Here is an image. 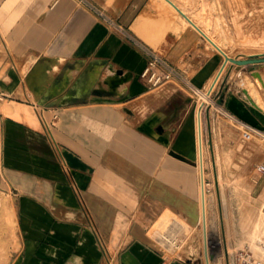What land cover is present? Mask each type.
<instances>
[{
	"label": "crops",
	"instance_id": "obj_1",
	"mask_svg": "<svg viewBox=\"0 0 264 264\" xmlns=\"http://www.w3.org/2000/svg\"><path fill=\"white\" fill-rule=\"evenodd\" d=\"M170 7L0 0V185L14 194L18 234L11 264H197L166 255L160 237L191 230L197 240L201 93L194 88L208 87L223 58ZM142 43L174 67L172 79L151 86L141 77ZM256 66L264 77V62ZM241 90L234 80L221 107L263 127ZM212 116L207 110L202 123L205 180ZM216 127L225 134V124ZM233 134L242 137L240 125ZM63 148L88 168L69 166Z\"/></svg>",
	"mask_w": 264,
	"mask_h": 264
},
{
	"label": "rangeland",
	"instance_id": "obj_2",
	"mask_svg": "<svg viewBox=\"0 0 264 264\" xmlns=\"http://www.w3.org/2000/svg\"><path fill=\"white\" fill-rule=\"evenodd\" d=\"M175 1L188 14L200 20V23L206 22L205 24L212 26L215 40L222 43L227 54L237 56L242 53L264 52V42L261 40L264 37V0ZM243 37L250 41L242 40ZM221 54L223 59L219 69L208 87L197 97V114L199 110H203L205 127V113L207 110L213 113L210 141L214 142V149L210 156L211 162L209 159L206 186L210 187L207 192L210 198L212 229L217 234L216 239L222 237V243L212 249L218 251L216 264H228V254L225 251L227 247L230 252L247 248L259 259H264V173H260L256 168L259 162L264 161V149L258 139L244 140L233 134L234 126L239 124L222 113L224 108L221 107V100L227 89L232 88L234 80L241 86L244 85L242 79L247 80L245 86L248 84L249 87L257 89L263 101L264 94L248 72L235 71L232 68L234 64L226 63L225 55L222 52ZM223 75L226 76L227 82L219 86L217 81ZM219 122L225 124L224 135L218 134L216 126ZM204 139L207 145L209 136L205 130ZM222 192L226 197L225 202ZM164 232L166 231H161ZM197 235V240H192L193 231H178L176 235H172L175 242H172L171 246L161 243V248L168 256L196 257L197 264H205L201 228ZM17 249L14 194L8 187L0 185V264H11Z\"/></svg>",
	"mask_w": 264,
	"mask_h": 264
},
{
	"label": "bare ground",
	"instance_id": "obj_3",
	"mask_svg": "<svg viewBox=\"0 0 264 264\" xmlns=\"http://www.w3.org/2000/svg\"><path fill=\"white\" fill-rule=\"evenodd\" d=\"M184 12L187 13V11L180 5L178 4L175 0H173ZM165 2H167L174 10H176L185 20L186 22H188L189 24H191L192 26H194L191 22H189L177 9L176 7L169 2L168 0H165ZM188 14V13H187ZM192 20L199 25L204 32L223 50V54H227L225 49L222 48L219 43L215 40V34L212 30V26H208L207 24H205L206 22H203L205 25H202L200 23V20L194 18L193 16H191L190 14H188ZM205 19H203L204 21ZM202 21V20H201ZM206 21V20H205ZM242 37V35H241ZM242 40H249L246 37H243ZM262 42H264V37L261 39ZM260 40V41H261ZM227 50V49H226ZM228 51V50H227ZM224 54V55H225ZM228 57H236V55H232V54H227ZM225 62L231 64V61L229 60V58H225ZM227 64V66L229 65ZM227 68V67H226ZM247 82V80H243L242 79V83L244 84L243 86L248 90L249 94L251 95V97L254 99V101L258 104V106H260L262 108V110L264 111V101L261 97V95L258 93L257 89L253 88V87H249L248 84L245 83ZM258 88H259V82L255 81ZM260 90V89H259ZM261 93H263L260 90ZM264 94V93H263ZM202 123H203V113L202 111H198L197 114V127H198V135H199V165L202 168V184H201V214H200V222H201V230H202V245H203V256H204V260H205V264H216L218 261V251L216 252V249H212L213 247H217L218 244L222 243V237H220L219 239H216V232L214 231V229H212V225H211V217H210V208H209V201L210 198L208 196V192L206 191V184L204 182V176H205V172H204V147H203V136H202ZM198 138V136H197ZM198 155V154H197ZM201 183V182H200ZM210 188V187H209ZM225 196L224 193L222 192V199L225 202ZM224 210L226 211V204L224 203ZM181 226V225H180ZM184 227V226H183ZM169 232V230H168ZM167 234H170V232ZM172 232V231H171ZM159 235V233H157ZM164 233H161V237L160 239L163 241H166L167 244H170V246L172 245V242H175L173 236L176 235V232H172V234L167 235ZM225 234V233H224ZM173 235V236H172ZM227 240V239H226ZM223 245V244H222ZM221 245V246H222ZM219 250V249H218ZM225 251L227 252V254L230 253V250L227 248H225ZM223 252V251H222Z\"/></svg>",
	"mask_w": 264,
	"mask_h": 264
},
{
	"label": "built area",
	"instance_id": "obj_4",
	"mask_svg": "<svg viewBox=\"0 0 264 264\" xmlns=\"http://www.w3.org/2000/svg\"><path fill=\"white\" fill-rule=\"evenodd\" d=\"M57 0H54V2ZM142 47L147 54V62L144 69L141 72V77L151 86H156L162 82L172 79L176 74L174 67L159 53L156 49L148 44L142 43ZM196 93H202L199 88H194ZM224 114L234 119L241 127L242 138L244 140L258 139L264 144V127L253 125L249 122L243 121L232 114L230 111L224 109ZM257 170L260 173H264V161L259 162L256 165ZM204 182L207 185L208 181ZM206 186V191H208ZM230 253L228 254V263ZM234 264H264V259H259L255 256L254 252L247 248H239L233 251Z\"/></svg>",
	"mask_w": 264,
	"mask_h": 264
},
{
	"label": "water",
	"instance_id": "obj_5",
	"mask_svg": "<svg viewBox=\"0 0 264 264\" xmlns=\"http://www.w3.org/2000/svg\"><path fill=\"white\" fill-rule=\"evenodd\" d=\"M168 1L171 2L176 7V9L189 22H191L206 39H208L216 48L223 52V50L204 32V30L199 25H197L192 20V18L186 12H184L173 0ZM225 58H229L231 63L235 64L236 69H240L243 65H248V73L254 78V81L259 82V89L264 93V77L259 68L256 66L257 63L264 62V52L251 54L244 57H239L238 55L236 57H228V55L225 54ZM118 73H120V70L118 71ZM241 92L246 100L247 106L249 107L251 112L257 117L260 125L264 127V111L260 106H258V104L254 101V99L251 97L248 90L244 86H242ZM173 153L177 156H180L176 152ZM62 154L69 166L82 169L88 168V165L84 161H82L78 156H76L73 152L69 151L68 149L63 148ZM229 261L230 262L228 264H234L233 252H230Z\"/></svg>",
	"mask_w": 264,
	"mask_h": 264
}]
</instances>
